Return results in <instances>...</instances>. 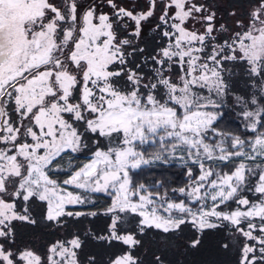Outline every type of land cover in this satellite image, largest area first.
Listing matches in <instances>:
<instances>
[{"label": "snow or ice", "instance_id": "obj_1", "mask_svg": "<svg viewBox=\"0 0 264 264\" xmlns=\"http://www.w3.org/2000/svg\"><path fill=\"white\" fill-rule=\"evenodd\" d=\"M0 264H264V0H0Z\"/></svg>", "mask_w": 264, "mask_h": 264}]
</instances>
